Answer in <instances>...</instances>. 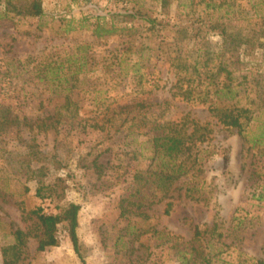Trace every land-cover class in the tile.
I'll list each match as a JSON object with an SVG mask.
<instances>
[{"label": "rangeland", "instance_id": "1", "mask_svg": "<svg viewBox=\"0 0 264 264\" xmlns=\"http://www.w3.org/2000/svg\"><path fill=\"white\" fill-rule=\"evenodd\" d=\"M42 2L46 15L29 18L6 13L0 0V110L20 118L0 136V264L11 231L32 224L29 210L54 212L37 187L61 180V205H81L83 259L62 224L57 246L39 253L30 240L31 264H264V140L257 138L264 131V0ZM127 11L158 27L114 16ZM98 24L125 31L98 39ZM81 47L89 49L88 72L75 99L85 121L58 132L25 128L24 118L63 103L40 109L41 82L49 65L74 69ZM132 101L162 106L111 139L86 124L96 110ZM216 108L247 110L241 130L223 125ZM196 124L203 129L187 139L184 156L152 160L154 137L187 136ZM30 152L37 155L29 169ZM96 156L101 172L91 164ZM180 165L186 174L166 188L157 173Z\"/></svg>", "mask_w": 264, "mask_h": 264}, {"label": "trees", "instance_id": "2", "mask_svg": "<svg viewBox=\"0 0 264 264\" xmlns=\"http://www.w3.org/2000/svg\"><path fill=\"white\" fill-rule=\"evenodd\" d=\"M6 13H13L19 17H29V18H43L46 15V11L43 7L42 0H6ZM115 17H122L127 23H134V21L143 22L145 24L151 25L152 29L158 27V22L156 20L150 19L145 15H142L140 12H130L125 13H115ZM162 23H159V25ZM75 28L67 30V32L74 31ZM122 31H125L123 28L116 27L112 25L111 28L106 27V25L98 24L94 29L93 34L98 39H103L105 36H116L119 35ZM228 37H232L228 35ZM233 40H238L233 37ZM238 41L237 43H241ZM83 51L82 59H77L74 63L75 68L69 66L67 70L61 69L63 64H57V66L52 67L49 65V73L44 77L45 82L42 83V93L43 97L39 108L45 109L46 104L50 106L53 100L63 99V103L54 109V111L45 110V115L43 117H37L36 119L24 118L25 128L37 129L38 131H48L55 130L59 131V127L67 122L70 124H75L78 119L84 117L81 116L82 108L79 106V102L75 99L76 89L80 83V76L85 75L88 72L87 65V55L88 47H81ZM76 54V53H75ZM72 55V54H71ZM77 55V54H76ZM77 61L79 62L76 65ZM71 61L69 60V63ZM134 73L139 74V71H134ZM55 84H57L55 86ZM228 86V85H227ZM57 87V88H56ZM229 87V86H228ZM60 89V91H58ZM45 92L50 93V97L46 96ZM186 96L190 95V92H187ZM186 98V97H185ZM188 98V97H187ZM162 106L161 103H148L146 101H132L131 104L119 105L117 108L109 111H99L96 110L91 119H87L86 124H90L89 128L93 131H103L106 132L109 139L115 137L129 123H134L135 120L141 117H145L147 114L153 113L157 108ZM212 112L219 118V121L228 127H233L241 130L242 122L241 119L244 117V113L247 110H230L229 108H216L212 109ZM10 113L8 110H0V136L6 135L8 132L9 125H15L16 120H20L17 116L15 119H11L9 116ZM81 123V122H80ZM79 124V123H78ZM203 127L198 126L194 131L187 136L185 133L182 136V130L178 131V134H163L158 135L152 139L153 143V157H161L166 164V159L177 160L181 156H184L187 149L186 143L187 139L194 137L196 132L202 130ZM263 130V129H262ZM41 132V131H40ZM177 132V131H176ZM200 135L199 140L201 139ZM260 140L259 144H263L261 140H264V131L261 132L260 136L257 137ZM255 139V138H254ZM36 147L39 145H35ZM37 155V153H28V160L24 162L27 164V167H31L30 157ZM47 158V157H46ZM53 163L56 166H60L61 162H58L55 157L52 159ZM87 157L84 158L86 162ZM84 162V163H85ZM93 168L101 172V165L98 164V156L93 158L91 161ZM167 166V165H166ZM66 167V166H65ZM174 168L173 172H159L157 175L159 179L165 183L166 188H169L170 185L183 177L186 172H182L183 165H180L177 169ZM32 172V170H31ZM30 174V173H26ZM160 179V180H161ZM64 180H61V183L56 181L53 184H42L36 189V196L40 197L43 200L50 199L52 204H55L54 212H47L44 207L34 208L28 211L27 218L32 221L30 227H27L26 230L22 228H17L14 231H11L13 236V242L5 247H3V264H31L30 263V240L35 239L37 244V252H45L50 247H55L59 244L58 231L59 226L64 224L68 231L70 241L73 244V247L76 253L83 259V256L80 251V240L78 236V227H79V213L81 210V205L77 203H63L66 196V189ZM168 184V185H167ZM27 191L29 189H26ZM129 204L126 207H122L123 215L127 213ZM1 223V222H0ZM195 236H201V232L198 227L195 229ZM83 264H86L83 260Z\"/></svg>", "mask_w": 264, "mask_h": 264}]
</instances>
